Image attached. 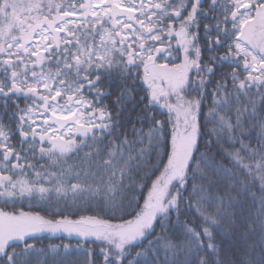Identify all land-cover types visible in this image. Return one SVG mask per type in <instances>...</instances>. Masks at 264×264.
<instances>
[{
	"label": "snow or ice",
	"instance_id": "snow-or-ice-1",
	"mask_svg": "<svg viewBox=\"0 0 264 264\" xmlns=\"http://www.w3.org/2000/svg\"><path fill=\"white\" fill-rule=\"evenodd\" d=\"M0 264H264V0H0Z\"/></svg>",
	"mask_w": 264,
	"mask_h": 264
},
{
	"label": "trees",
	"instance_id": "trees-1",
	"mask_svg": "<svg viewBox=\"0 0 264 264\" xmlns=\"http://www.w3.org/2000/svg\"><path fill=\"white\" fill-rule=\"evenodd\" d=\"M61 241L58 239V238H52V239H49V238H45L42 243L44 245H47L48 243H60ZM64 242H67V239H65ZM75 243V241H73V244ZM71 259H76L77 256L75 253L72 254V256L70 257Z\"/></svg>",
	"mask_w": 264,
	"mask_h": 264
}]
</instances>
